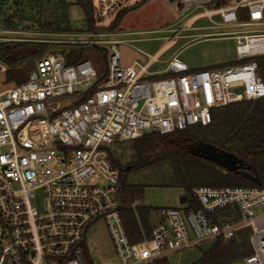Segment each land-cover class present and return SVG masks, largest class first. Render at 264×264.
<instances>
[{"label":"built area","instance_id":"obj_1","mask_svg":"<svg viewBox=\"0 0 264 264\" xmlns=\"http://www.w3.org/2000/svg\"><path fill=\"white\" fill-rule=\"evenodd\" d=\"M137 1L96 0L95 26ZM168 2L191 15L169 41L196 19L218 16L213 27L230 31L212 36L236 41L237 63L190 70L175 55L163 71L149 74L156 55L144 66H121L116 34L86 32L76 35L86 39L77 43L106 46V75L89 60L67 63L61 50L35 60L25 82L0 91V264H156L206 241L228 243L243 230L252 253L241 264H264V189L257 187L193 189L195 209L185 211L187 200L181 211L156 209L148 237L135 215L141 239L131 242L126 233L119 171L109 163L112 147L150 133L204 127L214 109L264 98L257 75L264 0ZM204 6L211 9L192 15ZM155 74L161 77L143 78ZM94 171L99 183L90 177ZM97 222L106 229L115 263L88 251L86 234Z\"/></svg>","mask_w":264,"mask_h":264},{"label":"rangeland","instance_id":"obj_2","mask_svg":"<svg viewBox=\"0 0 264 264\" xmlns=\"http://www.w3.org/2000/svg\"><path fill=\"white\" fill-rule=\"evenodd\" d=\"M91 2L94 13L96 0H91ZM42 8L45 15L49 14L55 18L64 15L71 34L61 37L38 34L36 21ZM210 9V6L197 8L192 15ZM122 11L124 12L114 31L116 36L113 38L120 41L118 51L121 66H130L133 63L144 66L149 57L154 56L167 43V48L157 55V61L149 66V74L163 71L167 66V61L175 55L190 70L217 68L237 63L236 41L222 38L223 36H212L230 31L213 27L214 24L220 22L218 16H212L210 19L207 17L196 19L175 40L169 42L191 15L184 17L176 7L169 4L168 0H138L132 3V7L122 9L118 13ZM113 20L112 17L100 21L98 24L100 27H107ZM87 27L84 15L81 9L75 5V0H63L62 5L58 3V0H0V43H7L6 47L11 50V58L20 61L19 65L26 70L34 67L35 61L28 57L37 49L36 44L53 45V48L50 47L43 55L58 54L61 50L55 45H66L71 41L79 45L77 42L86 41L76 35L85 34ZM6 31L9 33L4 34L3 32ZM85 47L91 48L89 45H85ZM6 59L8 60L9 56ZM106 59V46H101L96 51L92 50L90 62L100 75H106ZM0 68H4L5 71L8 69L7 61L1 58ZM137 70L138 68L135 69V72ZM159 77H161L160 74H155L145 75L143 78L153 80ZM14 86V83L5 79V73L0 72V91ZM112 149L114 152H118L117 154L127 153L123 147L115 146ZM121 161L126 163L127 156H123ZM90 177L96 183L102 180L96 171ZM126 183L144 187L143 195L138 202L145 207L151 209L170 208L180 211L186 208L183 192L170 187V173L167 166L151 171L131 173L126 177ZM85 241L88 251L96 259L116 262L114 249L102 222H97L89 228ZM214 243V240H210L196 247L175 252L166 256L161 264H194L200 259L202 253L208 252L212 248ZM236 263L241 264V261Z\"/></svg>","mask_w":264,"mask_h":264},{"label":"trees","instance_id":"obj_3","mask_svg":"<svg viewBox=\"0 0 264 264\" xmlns=\"http://www.w3.org/2000/svg\"><path fill=\"white\" fill-rule=\"evenodd\" d=\"M58 3L62 5L63 0H58ZM75 5L84 15L88 25L86 32L114 33L125 11L118 13L107 27H96L91 0H75ZM43 12L45 11L42 8L36 21L38 33L71 34L64 15L55 18ZM6 45L7 43H0V58L6 60L8 65V69L4 71L5 79L16 86L27 80L33 68L23 69L19 65L20 61L11 58V50ZM36 45L37 49L28 57L33 61L42 57L50 47L53 48V45L49 44ZM55 46L64 50L62 53H68L67 63L69 64L83 60L90 61L92 50L96 51L100 48L94 46L87 49L81 45ZM7 56H9L8 60ZM257 75L264 85V57L257 60ZM204 146L232 156L237 161L238 169L235 171L226 169L217 162L201 156L197 149ZM119 147H123L127 153L114 152L109 156V163L119 171L122 201L120 211L126 233L131 242H137L141 239V234L136 216L141 223V229L148 237L156 209L141 204L134 211L131 209V204L142 197L144 190L143 186L126 183V177L131 173L167 166L170 173V187L180 189L188 202L189 207L185 211L196 208L192 195L193 189L202 187L264 189V98L214 109L211 111V122L207 126L194 125L184 131L168 135L150 133ZM123 156H127L126 163L121 161ZM242 173L258 178L259 184L247 179ZM251 253L248 231L243 230L228 243L215 242L212 248L202 253L200 259L194 264H231L241 261ZM161 263L162 260L156 262V264Z\"/></svg>","mask_w":264,"mask_h":264},{"label":"water","instance_id":"obj_4","mask_svg":"<svg viewBox=\"0 0 264 264\" xmlns=\"http://www.w3.org/2000/svg\"><path fill=\"white\" fill-rule=\"evenodd\" d=\"M238 91L240 92L241 89H238ZM197 152L201 156L217 162L218 164H220L222 167H224L226 169L233 170V171L238 169V167H236L237 161L232 156L217 152L215 149H213L211 147H206V146L201 147V148L197 149ZM242 175L244 177H246L247 179L254 181L255 183L259 184L258 178L251 176L247 173H242ZM185 201H186V198H185L184 202Z\"/></svg>","mask_w":264,"mask_h":264},{"label":"crops","instance_id":"obj_5","mask_svg":"<svg viewBox=\"0 0 264 264\" xmlns=\"http://www.w3.org/2000/svg\"><path fill=\"white\" fill-rule=\"evenodd\" d=\"M38 34H42V35H47V36H58L59 34H53V33H47V34H44V33H38ZM169 42H171V41H169ZM167 45H168V43L167 44H165L162 48H160V50L155 54L156 56L159 54V53H161L163 50H165L166 48H167Z\"/></svg>","mask_w":264,"mask_h":264},{"label":"bare ground","instance_id":"obj_6","mask_svg":"<svg viewBox=\"0 0 264 264\" xmlns=\"http://www.w3.org/2000/svg\"><path fill=\"white\" fill-rule=\"evenodd\" d=\"M8 34V33H7Z\"/></svg>","mask_w":264,"mask_h":264}]
</instances>
